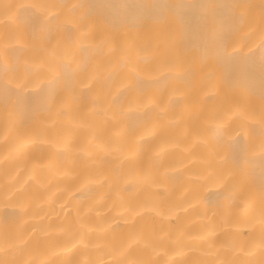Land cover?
I'll return each mask as SVG.
<instances>
[{"label": "bare ground", "instance_id": "6f19581e", "mask_svg": "<svg viewBox=\"0 0 264 264\" xmlns=\"http://www.w3.org/2000/svg\"><path fill=\"white\" fill-rule=\"evenodd\" d=\"M262 44L264 0H0V264H264Z\"/></svg>", "mask_w": 264, "mask_h": 264}, {"label": "snow or ice", "instance_id": "6c2138e0", "mask_svg": "<svg viewBox=\"0 0 264 264\" xmlns=\"http://www.w3.org/2000/svg\"><path fill=\"white\" fill-rule=\"evenodd\" d=\"M234 7H236L235 5H234ZM261 48L262 49H264V44H262L261 45ZM221 56L223 57V58H225V59H228V58H230L232 55H234L233 53H230L229 51H228V45H227V37H225V39H224V42H223V44H222V49H221ZM262 58H264V54H262Z\"/></svg>", "mask_w": 264, "mask_h": 264}]
</instances>
